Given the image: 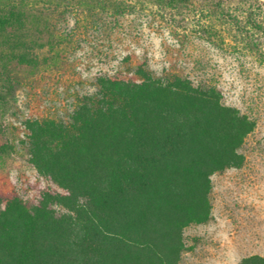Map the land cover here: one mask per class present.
I'll list each match as a JSON object with an SVG mask.
<instances>
[{
    "label": "trees",
    "instance_id": "1",
    "mask_svg": "<svg viewBox=\"0 0 264 264\" xmlns=\"http://www.w3.org/2000/svg\"><path fill=\"white\" fill-rule=\"evenodd\" d=\"M45 5L60 13L130 17L116 33L150 29L176 57L212 47L264 62L262 0ZM43 14L23 0H0V111L19 83L12 64L37 66L43 44L35 32L49 30ZM253 126L221 103L214 86L193 84L185 74L155 76L138 65L132 77L97 76L94 91L76 99L66 121L24 123L28 163L42 184L32 195L0 190V264H180L183 229L211 218L210 176L242 165L238 149ZM237 264H264V256Z\"/></svg>",
    "mask_w": 264,
    "mask_h": 264
},
{
    "label": "rangeland",
    "instance_id": "2",
    "mask_svg": "<svg viewBox=\"0 0 264 264\" xmlns=\"http://www.w3.org/2000/svg\"><path fill=\"white\" fill-rule=\"evenodd\" d=\"M23 1L44 12L42 25L49 30L35 32L43 44L37 50V66L12 64L19 83L7 109L0 111L7 142L0 153V190L32 195L42 184L27 159V120L66 121L76 99L94 91L99 75L132 77L138 65L155 76L177 72L188 75L193 84L214 86L222 104L254 124L238 149L242 165L210 176L211 218L183 229L180 264H237L247 256H264V62L212 47L176 57L158 46L157 34L150 29H135L131 37L116 33L115 27L129 24L130 17L60 13L46 10L47 0ZM136 32L143 33V39L136 38Z\"/></svg>",
    "mask_w": 264,
    "mask_h": 264
}]
</instances>
